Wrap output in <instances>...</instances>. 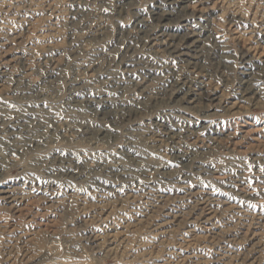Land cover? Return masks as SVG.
I'll list each match as a JSON object with an SVG mask.
<instances>
[{"label":"rangeland","instance_id":"1","mask_svg":"<svg viewBox=\"0 0 264 264\" xmlns=\"http://www.w3.org/2000/svg\"><path fill=\"white\" fill-rule=\"evenodd\" d=\"M14 121L0 264H264V0H0Z\"/></svg>","mask_w":264,"mask_h":264},{"label":"bare ground","instance_id":"2","mask_svg":"<svg viewBox=\"0 0 264 264\" xmlns=\"http://www.w3.org/2000/svg\"><path fill=\"white\" fill-rule=\"evenodd\" d=\"M196 1V0H195ZM186 2V1H185ZM189 2V1H188ZM191 3H193V2H191ZM177 9V8H176ZM179 9V8H178ZM177 9V10H178ZM173 10V9H172ZM180 10V9H179ZM182 11V10H181ZM165 13H167V12H165ZM181 13V12H180ZM183 13V12H182ZM181 13V14H182ZM172 14V13H171ZM170 14V15H171ZM180 14V15H181ZM157 15V14H156ZM168 15V14H167ZM177 15H179V13L177 14ZM157 17V16H156ZM156 17H155V19H156ZM167 16L165 15H163V14H161V16H159L158 18H159V20L160 21H163L165 18H166ZM180 17H183V15L182 16H180ZM171 18V17H170ZM154 19V20H155ZM147 22V21H146ZM158 22V21H157ZM156 22V23H157ZM164 22V21H163ZM148 25V24H147ZM158 25V24H157ZM156 25V26H157ZM160 25V24H159ZM158 25V26H159ZM145 26V25H144ZM149 26H151V24H149ZM153 26V25H152ZM141 27H143V25L141 26ZM145 27H147V26H145ZM161 27V26H160ZM158 28V27H157ZM164 28V27H163ZM153 30H154V26H153V28H152ZM157 31L159 30V29H156ZM165 30V29H164ZM145 31V30H144ZM143 31V32H144ZM147 31H149V34H151V31L150 30H147ZM154 32H155V30H154ZM162 32V31H161ZM146 34V33H145ZM166 34V33H165ZM174 33H172L171 35H173ZM144 35V34H143ZM143 35H142V37H143ZM154 35H156V38H154L153 39V47H156L157 49H158V51H163V52H167V51H165V50H170L171 51V53H173L175 56H174V58L176 57V58H179V59H181V60H185V61H189V60H186V53L183 51V50H181L180 49V47H179V45H173V43L171 42V40H172V38H174V37H172L171 39L170 38H166V37H164L165 35H163V36H161L160 34H158V32H155L154 33ZM180 35H183V34H180ZM179 35V36H180ZM187 35H188V33H187ZM147 36H149L148 34H147ZM166 36H168V35H166ZM174 36H176V35H174ZM178 36V35H177ZM141 37V38H142ZM154 37V36H153ZM152 37V38H153ZM185 37H186V35H185ZM182 38H183V36H182ZM190 38V37H189ZM151 39V38H150ZM184 39V38H183ZM148 41H149V39H148ZM147 41V42H148ZM151 41V40H150ZM172 41H174V39L172 40ZM184 41V40H183ZM182 41V42H183ZM152 42V41H151ZM175 42V41H174ZM179 42V41H178ZM199 42V41H198ZM150 43V42H149ZM180 46H181V44H180ZM185 46V45H184ZM119 52H120V50H119ZM121 52H123V53H121V55H123L124 54V52L125 51H122L121 50ZM126 53V52H125ZM170 53V52H169ZM126 57V56H125ZM119 58H121V57H119ZM127 59H129V58H127ZM123 60V59H122ZM124 60H126V59H124ZM123 60V61H124ZM130 60H131V58H130ZM123 63V62H122ZM124 63H125V61H124ZM127 63V62H126ZM128 65H130L131 63H132V61H129L128 60ZM125 65V64H124ZM123 65V66H124ZM190 78H191V76H190ZM189 78V79H190ZM195 77H193L192 79H194ZM196 80V79H195ZM185 81V80H184ZM189 81V80H188ZM187 81V82H188ZM194 81V80H193ZM183 83V82H182ZM185 83V82H184ZM189 83V82H188ZM194 83V82H193ZM196 83V82H195ZM200 83L202 84V85H205L204 83H203V81H200ZM179 84H180V82H179ZM186 84V83H185ZM184 85V84H183ZM197 85V84H196ZM185 86V85H184ZM184 86H182V87H184ZM187 86V85H186ZM200 86V85H199ZM198 85L196 86V87H199ZM181 87H179V89H180ZM185 88V87H184ZM181 89H183V88H181ZM185 90V89H184ZM193 90V89H192ZM196 90H197V88H196ZM195 90V91H196ZM194 91V92H195ZM199 91V90H198ZM182 92V91H181ZM184 92V91H183ZM188 92V91H187ZM190 92H191V90H190ZM193 92V91H192ZM186 93V92H185ZM184 93V94H185ZM200 93V92H199ZM198 93V94H199ZM197 94V95H198ZM186 95V94H185ZM188 95V94H187ZM186 95V96H187ZM196 94H195V96H197ZM184 96V95H183ZM183 96H181V97H183ZM187 98V97H186ZM182 99V98H181ZM23 115V114H22ZM24 116V115H23ZM28 116V115H27ZM26 117V116H25ZM28 118V117H27ZM43 120V119H42ZM20 121H22V120H20ZM29 121V120H28ZM32 121V120H31ZM34 121V120H33ZM19 121H17V122H12L10 125H9V127H8V129L6 130V135H5V140H0V142L1 143H3V144H5V145H8V146H6L5 148H6V150H7V153H6V155L9 157V156H11L12 155V153H14V149H16V147H10L11 145H10V142H11V140L12 139H14L15 137H17L18 135L20 136V134H26V135H28V134H30V133H28V127H26V125L24 126L22 123H18ZM24 123V122H23ZM34 123H35V121H34ZM33 125V124H32ZM40 125V124H39ZM38 125V126H39ZM35 126V125H34ZM42 126L43 127H38V130H39V132H38V136H40L41 137V139L42 140H45L46 142H52V141H54L52 138H53V136H52V133H50L49 131H48V127L46 128L45 127V125L44 124H42ZM37 127V126H36ZM55 127V126H54ZM50 128V127H49ZM57 128V127H56ZM30 129H31V127H30ZM29 129V130H30ZM37 129V128H36ZM54 129V128H53ZM55 130V129H54ZM58 131V130H57ZM30 132V131H29ZM32 133V132H31ZM34 136H36V135H34ZM31 137V136H30ZM19 138V137H18ZM34 138L35 137H33V138H31V141H34ZM25 139V138H24ZM29 139V138H28ZM30 140V139H29ZM39 139L38 138H35V141L37 142ZM56 142V141H55ZM19 143H20V141H19ZM28 143V142H27ZM42 143H44V142H42ZM14 144H16V143H14ZM13 144V145H14ZM18 144V143H17ZM16 144V145H17ZM29 144V143H28ZM47 144V143H46ZM12 145V146H13ZM24 145V144H23ZM20 146V145H19ZM18 147V146H17ZM22 147V146H21ZM1 148V147H0ZM23 148H24V146H23ZM3 150H4V148H2ZM17 150V149H16ZM60 153V152H59ZM15 155V154H14ZM182 156L183 157H185V156H187V152H183L182 153ZM63 157V156H62ZM72 157V156H71ZM80 157H82L81 155H80ZM4 158H6V157H4ZM11 158V157H10ZM7 159V158H6ZM55 159H57V161L58 162H60V159H61V161H62V164L65 166V167H68V164L66 165L65 163H64V161H63V159L62 158H55ZM68 159V158H67ZM66 159V160H67ZM68 160H70V159H68ZM74 160V159H73ZM55 161V160H54ZM74 163L78 166L79 164H81V161H74ZM119 166V163L118 162H113V163H111V164H109L108 166H107V168H117ZM68 168H71L70 166L68 167ZM71 172H73L72 170H71ZM85 172H77V175L78 176H80V175H83ZM203 192V191H202ZM210 193V192H209ZM200 197H202V196H200ZM21 198V200H23V198L24 197H20ZM97 237V236H96ZM94 239V238H93Z\"/></svg>","mask_w":264,"mask_h":264}]
</instances>
